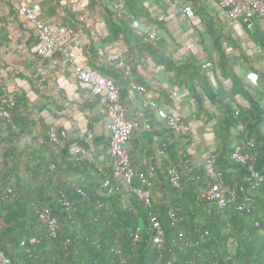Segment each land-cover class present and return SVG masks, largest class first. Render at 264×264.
Segmentation results:
<instances>
[{"label":"trees","instance_id":"16d2710c","mask_svg":"<svg viewBox=\"0 0 264 264\" xmlns=\"http://www.w3.org/2000/svg\"><path fill=\"white\" fill-rule=\"evenodd\" d=\"M85 1L84 9L77 11L68 1L46 0L48 7L42 9L43 17L45 19L46 16L49 19L47 21L52 25L60 23L66 26L71 34L78 35L82 39L81 51L85 57V65L111 79L118 86L123 104L129 91L128 82L119 70L104 63L103 51L92 41L91 30L83 15L85 9L93 11L99 0ZM115 1L123 4L131 18L114 7L110 9L106 5L103 6V20L110 32L109 37L104 38V41H124L137 51V60L143 52H146L153 60L172 72V83L183 85L190 90L199 109L202 108V94L209 100L218 101L224 116L215 132L218 148L213 155L215 165L222 174L221 188L224 193L227 190L235 192V205L245 196L253 199V209L244 215H239L233 205L228 206L231 210L226 207L220 212L211 203L202 199L199 189L206 186L205 167L201 172L192 168L186 152L187 137L175 138L165 125L170 139L162 137L153 139L155 135L145 128V122L148 121L151 128L152 123H160L162 120L155 112L144 109L146 121L139 119L136 129L142 127L143 135L149 143L152 154L150 163L145 164L141 169H135L132 157L129 153L128 155L135 171L146 170L150 166L154 170V177L148 190L151 195V209L166 234L168 252L165 254L164 264L168 262L166 256L170 254L169 248L179 255L191 256V251L183 255L176 249L175 241L180 233L195 240L204 230L209 233V240L204 243V247H212L217 253L209 264H228L225 260L227 255H231L232 259L239 263L264 264V194L263 196L255 194L245 180L246 168L230 158L235 145H232L231 130L240 124L244 126V138L252 139L255 143L257 152L255 167L264 175V134L261 131L264 110L247 94L241 79L235 75L220 43L225 35L217 27L219 25L217 20L210 15L204 0H185L192 14L200 17L204 22L205 30L214 42L219 55L216 65L220 76L232 82L234 91L242 92L247 96L249 107L239 110L237 114L229 104L223 103L217 97L206 71L200 65L195 66L189 61H174L161 39L150 41L144 32L134 27L135 21L144 19L165 32L164 22L158 21L156 17L157 9H163L159 5L161 0ZM146 2L155 8L151 10ZM109 4L111 6L113 0L109 1ZM16 18L15 6L9 0H0V48L10 45L9 26L11 23H18ZM33 55L40 64L42 59L35 53ZM128 62L132 65V79L147 89L158 91L161 98L167 101L166 92L149 85L148 80L137 72L138 66H134L130 59ZM1 69L3 67L0 65ZM18 76L33 85L29 77L23 74ZM197 87L201 89V93L196 90ZM0 92L5 93L1 84ZM36 92L41 95L38 90ZM10 97L15 102L14 108L10 111L14 128L0 117V193L10 188L14 196L0 205L2 225L0 251L12 264H116L117 256L112 249L119 246L122 255L126 258V264H150L154 259V250L149 244L145 229L147 217L142 203L131 194L106 196L99 186L102 176L93 164L87 161L72 164L67 161L64 148L54 150L48 145L34 143L37 137L46 134L49 126L44 123L38 109L30 103L25 94L15 93ZM95 106L96 103L83 101L79 108L90 113ZM51 108L48 106V111L56 116L59 109ZM25 137L30 138L32 142L27 143ZM99 140L94 143L103 142L102 138ZM75 141L79 145H84L83 138L78 134L75 135ZM107 147L108 143L104 141L105 159L96 163L104 165L106 173L109 174ZM160 150H163L162 155L158 154ZM171 167H175L180 173L178 188L172 187L169 182L168 170ZM70 180H74L75 183L72 184ZM133 184L139 186L137 180H134ZM74 185L84 189L88 198L79 197L74 192ZM58 191H63L71 200L76 207L75 213L68 215L60 207L57 201ZM98 202L102 205L98 206ZM42 206L50 209L60 225L55 239L46 237L45 227L35 216V209ZM130 207H134L136 212L133 213ZM169 209H175L182 217L175 226H171L167 218ZM198 217L201 218L200 222ZM255 222L258 223L257 226ZM135 227L142 228V235L140 242L133 245L131 233ZM229 237H233L238 242V246L232 250L226 245ZM35 240L38 242L34 243ZM65 240L69 241L66 246L63 245ZM27 249L30 253L26 252Z\"/></svg>","mask_w":264,"mask_h":264},{"label":"crops","instance_id":"0c3cea01","mask_svg":"<svg viewBox=\"0 0 264 264\" xmlns=\"http://www.w3.org/2000/svg\"><path fill=\"white\" fill-rule=\"evenodd\" d=\"M38 1L43 9V2L46 0ZM84 1L82 0L81 5H74L72 0H68L69 4L77 11H81L85 7ZM161 1H159V5L163 9H157V11L164 14L162 21L166 31H162L163 34L158 36L157 39H161L163 46L171 54L172 59L177 62L189 61L195 66L200 65L206 71L217 97L223 103L229 104L235 114L239 110L247 109L249 107L247 96L243 95L242 92L234 91L232 82L221 77L219 71L216 72L213 68L203 67L207 62L216 65L219 55L211 36L205 30L201 18L192 14L186 1L182 3L179 2L180 0H168L167 5H164ZM204 2L210 15L217 20L219 24L217 27L226 37H229L227 39L223 36L220 43L228 56L235 75L241 79L247 94L264 110V22L255 18L229 20L223 16L219 0H204ZM146 3L151 9L155 8L148 2ZM171 5H175V8ZM185 8L190 10V14L184 15L183 10ZM16 19L26 31H16V45L0 48V65L3 67L0 70V84L5 93L10 96L15 93L25 94L30 103L38 109L39 116L46 125L63 128L66 131L68 142H76V134L81 138L84 136L83 134L90 132L92 140L89 148L95 158L97 157L96 161L103 162L105 159L103 142L105 141L107 144L109 140L108 134L104 130L105 120L97 112V106L90 113L86 110H80V105L85 101L82 99L85 86L76 79V67L68 66L49 74L43 81L45 88L41 89L39 86L40 78L36 72L39 61L33 55L37 43L36 33L21 19L18 17ZM45 20L49 21L46 16ZM134 27L141 32H146L152 28H160L144 20L135 21ZM95 29L91 33L99 37L101 46L110 44L114 48L121 49L124 52V58L126 57L122 41H104V38L110 35L109 28L104 20L96 24ZM101 46L99 45L98 48H101ZM9 50L14 54L17 53L16 55L20 57V60L15 62L18 63L17 66L12 64L15 59L8 53ZM77 64H85V57L81 49L77 51ZM18 69L22 70L19 71L20 74L32 80L33 85L21 79L18 76L19 74L17 75ZM23 70L25 71L23 72ZM13 72L14 74H12ZM137 72L141 77L148 80L149 85L166 92L167 101L161 98L158 91L147 89L144 86L147 89V97L155 100L166 112L180 114L183 121L188 125L189 130L186 136L188 160L195 171L201 172L209 156L213 155L218 148V139L215 132L224 116V111L218 101L209 100L202 94V108L199 109L190 90L183 85L178 86L172 83V72H169L164 65L158 62L149 61L146 70L137 67ZM36 90L41 95L37 94ZM196 90L202 92L199 87ZM74 104H77L76 109H73ZM141 105L142 99L137 93L129 89L128 95L123 101L127 117L137 119L139 112L142 110ZM48 106L50 108L54 107L56 110L59 109V111H65L66 115H58V111L57 115L53 116L48 111ZM161 120L160 123H152L149 131L154 133L153 139L155 140L161 137L170 139V134L165 128L166 124L163 119ZM147 123L149 122L147 121ZM231 131L232 145L244 139V126L238 124ZM261 131L264 134V122ZM143 132L142 127L136 129L126 144V150L132 157L135 169L143 168L151 160L152 154L149 150V143L146 141ZM100 138L103 139V142L95 144L94 141L98 142ZM158 154L160 155V151H158ZM204 189L202 187L199 189L200 196ZM253 191L257 195L264 194L263 188ZM228 209L231 210L230 207Z\"/></svg>","mask_w":264,"mask_h":264},{"label":"built area","instance_id":"2783aa9c","mask_svg":"<svg viewBox=\"0 0 264 264\" xmlns=\"http://www.w3.org/2000/svg\"><path fill=\"white\" fill-rule=\"evenodd\" d=\"M16 9V14L19 19L25 22L36 33L37 43L35 46V54L42 59V62L36 69L37 75L40 78L39 86L45 88L44 79L51 73H55L60 69L68 66H75V76L77 81L85 86L82 94V99L91 103H96L97 112L105 120L104 130L108 134V147L106 155L108 158L110 173L107 174L104 166L96 163V158L89 148L92 140L90 132L83 134L85 145H79L76 142H68L66 139V131L63 128L49 126L44 136L37 137L33 142L36 144H44L50 146L54 150L65 149L66 159L72 164H78L84 161L94 165L97 172L102 176L99 180V186L104 191L106 196L113 194H131L139 202L142 203L146 211L147 223L146 232L148 234L149 244L154 250V259L150 264H164L166 254V234L160 224L157 216L153 213L151 207V195L148 190L151 185V179L154 177V170L150 166L146 170L135 171L129 160V155L126 150V144L132 137L134 131L138 127V120L144 119V109H149L155 112L161 119L164 120L171 134L176 137H186L188 135V125L183 121L182 116L177 113L166 112L155 100L147 97V89L132 80V66L124 58V52L121 49L114 48L112 45L100 44V39L96 35H91V39L98 46H101L103 51L104 63L114 69L119 70L123 78L127 80L128 87L131 91L137 93L142 99V110L139 112L137 119H130L126 115V109L123 106L120 98L118 86L115 83L98 73L97 71L88 68L85 64H77V51L81 49L82 39L78 35L71 34L66 26L56 23L52 25L43 17L42 8L38 0H9ZM169 2L168 0H164ZM175 8V5H171ZM219 6L223 10V16L229 20L251 19L255 18L264 22V0H219ZM121 13L131 16L126 12L122 3L114 5ZM184 15L190 14V10L185 8ZM157 20L164 19L163 13L157 14ZM81 20V17H79ZM147 39L153 41L157 38L158 29L152 28L144 32ZM204 68H213L216 72L219 71L217 65L207 62L203 65ZM14 100L6 93L0 92V117L11 124L10 111L14 108ZM77 108V104L73 105V109ZM58 115H66L65 111H59ZM144 121H146L144 119ZM145 128L150 129V126L145 122ZM27 143H31L30 138L25 137ZM163 150H160V155ZM231 160L246 168L245 180L249 183L252 190L258 188L264 189V175H262L255 167L257 161V152L255 143L252 139H243L234 145L230 155ZM191 169L189 168V171ZM169 182L174 188L180 185V173L175 167L168 170ZM206 186L201 195V198L211 203L220 212H223L226 207L233 205L235 211L239 215L248 214L253 209V199L245 196L236 203V194L233 190H227L225 193L222 190V174L215 165L214 155H210L205 165ZM137 180L139 186H135L133 181ZM74 192L82 199H87L88 195L81 187L74 185ZM13 192L10 188L3 190L0 193V205L12 198ZM57 201L60 207L71 215L75 213L76 207L63 191H58ZM102 203L98 202V206ZM130 210L135 213L136 209L130 207ZM37 221L46 229V237L55 239L58 235L60 225L57 219L52 215L47 207H39L35 209ZM167 218L171 226L177 225L181 220L175 209L167 211ZM257 226L258 223L255 222ZM0 221V233H1ZM142 228L135 227L131 233L133 245L140 242ZM209 233L204 230L197 239L187 238L180 233L175 241L176 249L183 255L191 251V256L187 257L182 264H209L212 257H216V250L212 247L205 248L204 243L209 240ZM35 240L34 243H37ZM69 241L65 240L63 245L66 246ZM96 243V242H94ZM227 247L232 250L238 246V242L229 237L226 241ZM27 253L30 251L27 249ZM112 252L117 256L116 264H126V258L122 255L119 246L112 249ZM225 260L228 264H244L236 262L231 255H227ZM0 264H12L10 259L0 251ZM167 264H175V261H168Z\"/></svg>","mask_w":264,"mask_h":264},{"label":"rangeland","instance_id":"374dc122","mask_svg":"<svg viewBox=\"0 0 264 264\" xmlns=\"http://www.w3.org/2000/svg\"><path fill=\"white\" fill-rule=\"evenodd\" d=\"M63 2H67L68 0H62ZM73 4L74 5H81L82 3V0H72ZM109 1L111 0H99L96 8L93 10V11H88V10H83L84 11V17L86 18V24L87 26L89 27V29L91 31H95V26L96 24L100 23L103 21V6H108L110 9H112V7H114L113 5H116V4H119L120 1H115L113 0V4L111 6H109ZM164 5H167V2L166 1H161ZM179 2H182V3H185V0H180ZM83 3L86 4V1H84ZM111 3V2H110ZM169 4V3H168ZM48 7V4L46 1L43 2V9H46ZM84 9V8H83ZM152 10V9H151ZM60 14H58L59 16ZM144 20V19H143ZM145 21V20H144ZM159 29V33L157 35L160 36L163 34L162 30L160 28ZM16 31H26V29L22 26V25H19V23L15 22V23H11V25L9 26V37H10V45H16L17 41L15 40L16 38ZM157 39V38H156ZM123 43V49L125 50V54H126V59L127 60H131L132 61V64L134 66H138L139 68H141L142 70H146L147 69V65H148V62L151 61V62H156L155 60L151 59V57L149 55H147L146 52H143L140 59L137 60V57H136V50L135 49H132L130 45H127L124 41L122 42ZM9 54H11V56L13 57V65L14 66H17L18 63H15V62H18L20 60V57L18 55H16L17 53H13L11 52L10 50L8 51ZM22 70L18 69L17 70V75L20 74V72ZM25 70H23L24 72ZM14 74V72L12 73ZM11 74V75H12ZM10 75V74H9ZM10 75V76H11ZM32 165V163H30ZM36 182V181H35ZM70 182L72 184H74V180H70ZM199 220V222L201 221L200 219L201 218H197ZM189 238V237H188ZM166 252H168V249L166 250ZM169 252L170 254L166 256V259L167 261H172L174 260L175 261V264H182L183 261L187 258L185 256H182V255H179L178 253H176L175 250L169 248Z\"/></svg>","mask_w":264,"mask_h":264}]
</instances>
